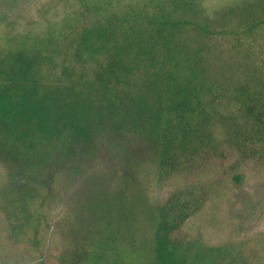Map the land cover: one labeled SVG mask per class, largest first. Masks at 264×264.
Segmentation results:
<instances>
[{
    "label": "trees",
    "instance_id": "obj_1",
    "mask_svg": "<svg viewBox=\"0 0 264 264\" xmlns=\"http://www.w3.org/2000/svg\"><path fill=\"white\" fill-rule=\"evenodd\" d=\"M134 3L127 10L121 8L120 18L114 21L102 22L95 16L90 24L82 21L74 28L62 30L60 34L65 32L62 36H67L66 41L53 47L50 57L43 56L47 42L40 36L33 37L36 41L32 46L20 52V60L26 67L39 66L46 59L55 61L56 88L63 86L62 90L42 95L47 103L45 112L33 122L39 135L27 146L23 133L18 134L19 128H24L26 110L7 92V76L14 73L19 57L13 54L5 59L0 47V156L9 170L7 182L22 189V200L28 197L24 191L27 186L42 185L45 179L52 184L55 173L66 178L68 189H73L72 196L80 203L77 211L70 214L74 219L73 231H80L83 242L90 244L84 249L87 253L83 264L122 262L119 244L113 250L114 259L107 258L111 263L92 254L93 241H88L99 225L105 227L107 238L120 241V246L126 245L134 253L137 248L128 246L134 234L131 224L134 220L146 223L149 219L155 232L153 243L148 254L139 251L137 261L149 257L151 264H199L182 256V243L173 237H179V229L192 215L194 205L184 206L187 200L179 198L154 205L148 197L150 189L144 180L145 173L148 167L155 166L162 178L166 177L167 168L195 164L209 144L213 142L216 151L225 136L239 146L260 141L257 130L263 138L264 91L251 93L247 82L227 85L228 78L215 68L211 56L192 48L194 39L187 35L194 31L196 18L202 12L198 0H157L152 7L147 0ZM139 3L143 4L141 8L137 7ZM133 25L136 27L127 37L128 44L121 47L131 49L127 56L102 59L98 56L97 49L113 48L111 37L127 35ZM216 33L217 30L214 33L205 28L211 39H215ZM77 65L92 66L93 71L78 73ZM68 82L78 87L91 86V92L89 87L87 93L72 86L65 90ZM84 95L89 97L85 103ZM34 125L31 123L29 127ZM214 129L219 133L222 130L224 135L217 136ZM60 143L64 148L67 145L69 152ZM51 144L56 149L55 155L50 157L51 165L45 166L43 160L48 158L46 150ZM96 161L103 164L102 170L109 172L108 163L116 165L117 177L123 181V185H117V191L110 185L95 191L92 181L87 189L81 188L82 179ZM19 175L22 179L17 178ZM127 179L135 189L131 204L125 195ZM114 228L122 231L117 239ZM194 245L191 247L198 253L196 260L206 264H236L241 256V252H236L230 261L223 263L219 261L222 252L219 246Z\"/></svg>",
    "mask_w": 264,
    "mask_h": 264
},
{
    "label": "rangeland",
    "instance_id": "obj_2",
    "mask_svg": "<svg viewBox=\"0 0 264 264\" xmlns=\"http://www.w3.org/2000/svg\"><path fill=\"white\" fill-rule=\"evenodd\" d=\"M134 2L137 0H88L86 3L81 0H0L1 56L5 59L13 54L19 57L15 61L14 73L7 76V92L12 93L26 110L22 122L24 128L18 130L19 135L23 133L24 146L39 135L33 122L45 112L44 105L47 103L42 95L55 89L62 90L63 86L56 88L58 69L55 61L46 59L39 66L26 67L20 60L23 48L32 46L36 41L33 37H44L42 39L47 43L43 56L50 57L53 47L66 41L67 36H62L65 32L60 34L62 30L74 28L82 21L90 24L96 17L102 22L114 21L120 18L121 8L127 10ZM198 2L202 12L199 10L201 13L196 18L198 23L194 31L187 35L194 39L192 48L211 56L215 68L228 78L227 85L233 87L247 82L251 93L263 92L264 0ZM155 3L157 0H147L151 7ZM142 5L139 3L137 7L141 8ZM163 8L166 9V5ZM82 15H85L83 19ZM124 27L121 25L122 31H125ZM135 27L131 26L127 35L123 33L111 37L114 47L97 49L98 56L101 59L127 56L131 49L121 47L128 44L127 37ZM205 28L214 33L217 30L215 39L205 34ZM75 69L78 73L93 71L92 66L84 65H77ZM70 86L86 93L89 87H78L68 82L65 90ZM88 98L87 95L82 96L83 103ZM31 123L33 127H29ZM215 133L217 136L220 133L224 135L222 130L220 133L215 130ZM257 138L260 141L254 145L245 143L239 146L225 136L223 144L218 145L216 151L212 142L205 148L207 152L203 153L202 159L198 158L195 164L167 168L166 177L160 178L155 166L148 167L144 180L150 189L148 197L154 205L166 204L173 198L187 200L188 204L184 206L194 205L192 215L179 229V237L173 236L182 243V256L206 264V261L196 260L198 253L191 247L194 243L195 248L219 246L222 249L219 261L223 263L230 261L236 252H241L236 264H264V136L261 138L258 130ZM59 145L64 148L63 143ZM53 146L56 147L54 142ZM53 146L47 147L49 156L43 160L45 166L51 165L50 157L55 155L56 150ZM65 148L69 152L67 145ZM93 164L92 170L82 179L81 188L87 189L91 181L98 192L104 186L110 185L113 191H117V185H123L113 162L108 163L110 172L100 168L103 165L101 162ZM6 168L0 156V264H83L87 253L84 249L90 244L83 242L80 231H73L74 219L70 214L77 211L80 203L72 196L73 189H68L66 178L55 173L52 184L45 179L42 185H29L24 190L28 197L22 200L24 192L15 184H8L6 178L9 170ZM21 175L17 178L22 179ZM124 184L128 189L125 190L127 202L134 203V186L128 179ZM148 211H151L150 208ZM131 225L134 234L130 236L128 246L137 248L134 253L128 251L126 245L120 246V241L107 238L105 227L99 225L97 233L88 241H93L92 254L94 252L101 260L109 261L107 258L111 256L114 259L113 250L119 244L122 262L115 264H141L145 261V264H151L149 257L141 261L136 259L139 251L143 255L148 254L153 243L155 232L151 219L146 223L134 220ZM114 232L116 239L122 233L120 228H114Z\"/></svg>",
    "mask_w": 264,
    "mask_h": 264
}]
</instances>
